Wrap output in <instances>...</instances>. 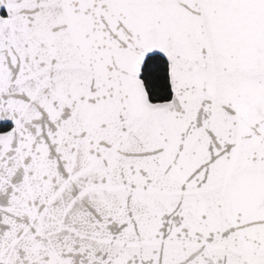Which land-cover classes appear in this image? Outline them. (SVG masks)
Instances as JSON below:
<instances>
[{"label": "snow or ice", "instance_id": "6c2138e0", "mask_svg": "<svg viewBox=\"0 0 264 264\" xmlns=\"http://www.w3.org/2000/svg\"><path fill=\"white\" fill-rule=\"evenodd\" d=\"M0 264H264V0H0Z\"/></svg>", "mask_w": 264, "mask_h": 264}]
</instances>
